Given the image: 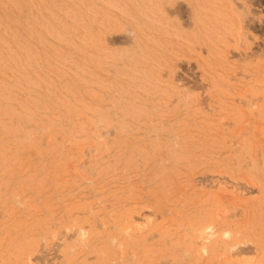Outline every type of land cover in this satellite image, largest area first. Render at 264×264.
Listing matches in <instances>:
<instances>
[{
    "label": "rangeland",
    "instance_id": "rangeland-1",
    "mask_svg": "<svg viewBox=\"0 0 264 264\" xmlns=\"http://www.w3.org/2000/svg\"><path fill=\"white\" fill-rule=\"evenodd\" d=\"M0 264H264V0H0Z\"/></svg>",
    "mask_w": 264,
    "mask_h": 264
}]
</instances>
